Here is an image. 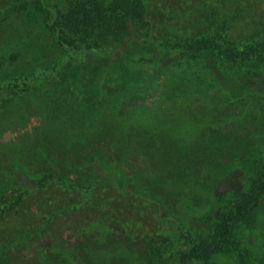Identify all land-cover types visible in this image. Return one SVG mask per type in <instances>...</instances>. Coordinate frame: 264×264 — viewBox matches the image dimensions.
Returning <instances> with one entry per match:
<instances>
[{"label": "rangeland", "instance_id": "obj_1", "mask_svg": "<svg viewBox=\"0 0 264 264\" xmlns=\"http://www.w3.org/2000/svg\"><path fill=\"white\" fill-rule=\"evenodd\" d=\"M9 1L0 0V10ZM44 2L52 10L69 7L66 0ZM216 2L198 0L177 12L163 3L162 11L150 16L151 29L137 22L96 36L90 46L94 52L64 66H56L54 60L63 55L53 50L50 38L33 40L30 46L29 29L17 16L0 29V49L20 46L25 55L14 71L0 61V248L10 264H106L111 255L117 257L114 264H161V257L175 264L184 248L181 227L211 232L208 218L243 188L242 173L227 167L247 164L262 143L254 96L264 95V57L256 58V67L247 72L210 55L191 63L182 57L163 58L157 44L162 34L179 30L193 39L207 33L212 42L228 46L264 43V3L259 11L249 12ZM234 23L237 26L230 28ZM123 48L131 57L128 63L118 56ZM34 55L40 56L39 63L30 62ZM114 56L117 64L110 69ZM121 64L135 74L122 78ZM73 73L82 82L91 112L102 109L101 121L88 129L105 135L78 148L86 154L102 151L101 162L120 172L122 187L91 182L87 168H68L64 162L83 163L60 146L49 154L68 186L53 183V193L42 191L43 175L51 168L41 158V142L61 128L59 118L69 113L53 101L58 91L69 89L67 77ZM24 78L21 88L9 84ZM239 86H244L242 91ZM106 98L110 104L104 103ZM121 134L130 137L123 140ZM212 135H218L219 142L208 140ZM185 143L194 145L206 163L197 176L188 172L177 178L163 159V149ZM29 148L35 151L28 154ZM130 180L135 192L127 190ZM239 239L254 264H264V207L255 223L239 229ZM213 264L237 262L222 255Z\"/></svg>", "mask_w": 264, "mask_h": 264}, {"label": "trees", "instance_id": "obj_2", "mask_svg": "<svg viewBox=\"0 0 264 264\" xmlns=\"http://www.w3.org/2000/svg\"><path fill=\"white\" fill-rule=\"evenodd\" d=\"M66 1L69 3V7L66 11H61L59 9L52 10V6L46 5L44 0H10L8 5L0 10V29L9 25L13 18L17 16L23 25L29 29V38L24 40L30 46H33V40L38 39L42 43L50 38L53 50L56 53L61 52L63 55V58L58 57L54 62H56V66H64L67 63L75 64L78 61L80 62L83 59L82 57L94 52V48L92 50L90 46L96 36L103 37L110 32L117 33L119 30H124V28L130 27V24L137 22H144L151 29L150 16L154 12L159 14L162 11L161 6L163 3L169 11L177 12L190 8L198 0ZM218 2L221 5L234 4L243 11L257 12L260 10L264 0H217L216 3ZM236 26L237 24L234 23L230 28ZM161 37L165 40L163 39L161 43L157 44L159 56L167 59L182 57L186 62L191 63L201 60L204 55H210L220 64H230L234 69H236L235 67H240L244 71L251 72L253 67H256V65H253L256 64V58L264 57V43H257L256 41L228 46L220 41L212 42L211 37L207 33L193 39L183 35L182 30H179L178 34L165 33ZM10 46L1 47L0 53L2 55L0 61L2 59V62H5L14 71L18 67L17 65L20 63L21 58L25 55L21 51L20 46L15 44V47L17 46L16 49ZM127 54L128 50L119 49L118 56L123 63L129 62L131 58H127ZM39 57L34 55L30 62L39 63ZM117 60L118 58L114 56L108 68H114ZM0 66L2 67V63H0ZM126 66L124 64L118 66L119 70H121V76L134 75V71L130 73L129 70H124ZM234 71L232 70L233 73ZM68 78L69 89L62 92L58 91L59 97L56 100H54V96L48 98L50 101L54 100L53 102L58 106L59 110H62L61 104H63L69 113L67 117L62 116V118H59L61 128L56 129V131H50L48 139L45 142H41V158L51 168L50 172L43 175L42 191L43 193H53L55 189L52 185L53 183L56 186H68L67 182L61 177L59 164L49 154L51 149H56V147L60 149V146L75 152L77 158L83 163L77 166L64 162L68 168L72 167L78 170L87 168L91 173V182H97L108 188L114 186L122 187L124 183L120 178V172L117 169L108 168L101 162V157L104 155L102 151L89 149V151H92L86 154L84 148H78L82 146V142L95 141L96 138L102 140L105 137L104 133L99 134L97 130L88 129L95 128V124L101 121L102 115L100 114L102 109L101 112L100 109H96L97 113L93 114L88 106L89 102L86 103V97L81 88L82 82L78 74L73 73ZM102 80L99 83L103 85L105 83L104 80H107L105 74L102 76ZM26 82L27 79L24 78L11 80L9 84L13 83L15 88H21ZM100 87H98L99 90H101ZM243 87L239 86L238 88H241V90H238L242 91ZM115 90L112 88L110 93L114 94ZM110 101L109 98H106L104 103L110 104ZM254 101L257 105L258 116L257 135L262 142L260 149L256 148L252 159L247 164L230 165L226 170L230 172L236 170V174L242 173L243 188L237 191V194L232 199L218 206L216 215L208 218V223L212 227L210 233L199 231L186 225L181 227L180 239L184 241L182 245L184 248L180 246L182 249H179L175 264H213L214 259L222 255L234 258L237 264H254L253 257H249L243 251L242 243L239 239V229L245 224L255 223L264 207V95H255ZM118 105L115 104L114 109ZM129 137L130 135L124 134V136L122 135L119 138L127 140ZM139 137H145V135H139ZM207 137L208 140L211 139L215 142L220 140L218 135ZM27 150L28 154L35 151L30 148ZM163 152V159L171 164V171L177 178L188 174V172L193 176H197L200 168L206 163L204 155L200 152L198 153L194 145L191 146L187 143L172 145V148L166 145ZM3 174H6V172H3ZM6 177L12 184V176L8 175ZM26 181L29 183L31 180L26 178ZM127 190L129 192L136 191L132 180L129 181ZM42 197L48 198L44 195ZM111 233V231H108L107 235ZM116 258L114 255L109 256L106 264H114ZM159 259L161 264H167L163 257ZM0 264H10L3 248H0Z\"/></svg>", "mask_w": 264, "mask_h": 264}]
</instances>
